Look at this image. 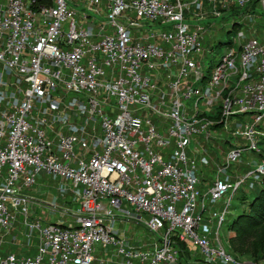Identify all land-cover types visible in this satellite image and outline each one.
<instances>
[{"label":"built area","instance_id":"1","mask_svg":"<svg viewBox=\"0 0 264 264\" xmlns=\"http://www.w3.org/2000/svg\"><path fill=\"white\" fill-rule=\"evenodd\" d=\"M263 180L264 0H0V264H246L220 230Z\"/></svg>","mask_w":264,"mask_h":264},{"label":"rangeland","instance_id":"2","mask_svg":"<svg viewBox=\"0 0 264 264\" xmlns=\"http://www.w3.org/2000/svg\"><path fill=\"white\" fill-rule=\"evenodd\" d=\"M231 8H234V6H231ZM208 10H209V8L207 9V6H206L205 11H208ZM230 11L231 12H228L229 14L230 13H233V14L236 13L235 10H230ZM226 19H227V16H224L221 19L213 20V22L215 23V25L217 27H220L226 23V21H227ZM235 34H236L235 30L232 31L231 33L227 34V35L224 32L222 33V31H216V34L214 36L215 39H213L212 41H216V42L221 41L222 45L214 47L213 51L211 53L212 57L207 55L206 60L213 58L212 59L213 62L218 61L219 58L225 53L226 46H228L230 44L231 39L235 36ZM208 44H209V41L207 39H205L204 44H203L204 48H206ZM206 64L208 66L211 65V63H209V62H206ZM208 74H210V71ZM192 148L194 149L195 153H197L198 148L195 145H193ZM207 151L208 152L213 151L218 158H220V156L223 152V150L218 151V150L214 149L212 146H208ZM257 191H258V189H256V191H250V190L243 189V188L238 190V192L234 195V198L231 202V207L229 208V212H228L227 217H226V222L224 223V225L222 226V228L220 230L221 244L225 248V250L231 255V257L233 259H235L238 262L246 263V264H264V253L263 252L260 253V255L256 259H252L250 257L236 253L234 248L238 244L236 242H234V243L232 242V239L234 238V234L231 231H229V225H230L233 218H235L237 215H239L240 213H242L243 211H245L247 209L248 203L250 201H252V199H253V197ZM29 194L36 197V199L44 201V202L51 201L53 199V197L56 196L55 183L43 175H38L36 178V184L29 191ZM63 200H66V198L64 199V198L60 197L59 199H57V203L61 205ZM123 206L127 210L131 211L130 207L127 204H123ZM43 211H45V213H47L46 210H43ZM36 213L39 215H43V212H41L40 209H36ZM47 214H49V213H47ZM58 216L59 215L57 213L54 215L50 214L47 217V220L54 222L58 218ZM65 220L69 221V218L67 217V218H65ZM124 228H125V226L121 227V229L126 230L125 234L128 237H135L136 239H139V240H142V239L145 240L149 237V235L145 231L144 227L142 225L135 224L133 221H132V223H129L126 226V229H124ZM95 248H96L95 255H97L98 257H101L100 246L95 245ZM188 260L200 261L198 255H196V253H193L190 256V259H188ZM186 261L187 260H184V264H188V263H186Z\"/></svg>","mask_w":264,"mask_h":264},{"label":"trees","instance_id":"3","mask_svg":"<svg viewBox=\"0 0 264 264\" xmlns=\"http://www.w3.org/2000/svg\"><path fill=\"white\" fill-rule=\"evenodd\" d=\"M229 231L234 234L232 242L238 244L236 253L252 259L264 253V180L247 209L232 219ZM179 247L185 252L184 245Z\"/></svg>","mask_w":264,"mask_h":264},{"label":"crops","instance_id":"4","mask_svg":"<svg viewBox=\"0 0 264 264\" xmlns=\"http://www.w3.org/2000/svg\"><path fill=\"white\" fill-rule=\"evenodd\" d=\"M184 1L188 2L189 0H184Z\"/></svg>","mask_w":264,"mask_h":264}]
</instances>
